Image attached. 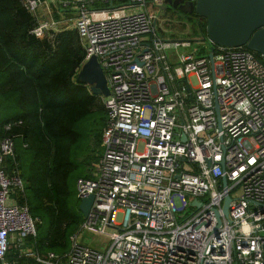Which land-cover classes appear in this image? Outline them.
Wrapping results in <instances>:
<instances>
[{"label":"built area","instance_id":"1","mask_svg":"<svg viewBox=\"0 0 264 264\" xmlns=\"http://www.w3.org/2000/svg\"><path fill=\"white\" fill-rule=\"evenodd\" d=\"M163 4L23 0L31 33L75 29L81 65L96 57L107 116L102 153L76 180L78 199L93 202L61 255L27 247L38 219L18 201L15 144L0 136V264L12 248L35 264H264V56L215 45L210 61L187 39L161 37Z\"/></svg>","mask_w":264,"mask_h":264},{"label":"trees","instance_id":"2","mask_svg":"<svg viewBox=\"0 0 264 264\" xmlns=\"http://www.w3.org/2000/svg\"><path fill=\"white\" fill-rule=\"evenodd\" d=\"M193 22L205 32L203 17L195 15ZM36 23L23 0H0V136L13 139L16 168L26 181L18 201L38 219L36 235L27 244L44 254L66 244L83 221L77 191L68 184L71 148L79 136L75 126L90 113L106 110L100 97L76 80L84 59L77 31L38 37L31 33ZM97 136L100 143L101 132ZM19 253L10 249L6 263L35 264Z\"/></svg>","mask_w":264,"mask_h":264},{"label":"water","instance_id":"3","mask_svg":"<svg viewBox=\"0 0 264 264\" xmlns=\"http://www.w3.org/2000/svg\"><path fill=\"white\" fill-rule=\"evenodd\" d=\"M163 3L164 10L172 9L182 18L193 13L205 19V32H201V38L196 40L204 42L210 61L215 45L245 46L264 56V0H163ZM187 40L192 42L193 39ZM76 80L89 86L93 95L107 96L109 93L105 75L95 56L80 66ZM222 181L226 183L225 177ZM92 202L93 195L79 199L78 209L83 218L88 215ZM229 202L230 197L226 195L222 206L224 215L228 213ZM219 223L218 218L217 225Z\"/></svg>","mask_w":264,"mask_h":264},{"label":"rangeland","instance_id":"4","mask_svg":"<svg viewBox=\"0 0 264 264\" xmlns=\"http://www.w3.org/2000/svg\"><path fill=\"white\" fill-rule=\"evenodd\" d=\"M54 19L57 18L54 16ZM64 20L65 21L69 20V17L66 16ZM161 21H164V23L163 24L161 23V25L166 30V32H163L161 34L158 31L161 37L193 39L189 50L195 52L198 55L207 54V48L204 42L196 40V39H200L201 35L197 31H195L194 29L195 27L192 22L180 16L175 17L172 14L169 15L165 14L160 18V22ZM158 26L159 23H157V27ZM106 116H107L106 112H104L103 110H97L85 116L75 126V129L78 132L79 136L77 141L73 144L70 153V159L71 162L73 163V169L69 174L68 184L71 190L76 191V180L78 178L88 177L90 175L91 169L95 166L99 155H101L102 153L101 143L98 142L97 135L101 132L105 124ZM1 118L2 116H0V119ZM26 170H27V166L25 165L22 171L26 172ZM22 180L24 182V187H25L26 181L24 180V178H22ZM45 222L43 223L42 226L38 228L39 233L44 232L47 225L45 224ZM78 228H76L74 232L77 231ZM80 237H82L84 241L92 245H96V244L99 245V243H101L102 245L104 244V239L102 236H96L89 234L87 232H82ZM69 244L70 241L68 238V242H66V244L63 245L61 244L54 248V253L60 255L65 253L69 249ZM29 247H31L30 244Z\"/></svg>","mask_w":264,"mask_h":264},{"label":"flooded vegetation","instance_id":"5","mask_svg":"<svg viewBox=\"0 0 264 264\" xmlns=\"http://www.w3.org/2000/svg\"><path fill=\"white\" fill-rule=\"evenodd\" d=\"M165 10H166L167 12L171 13V14L176 15V17L178 16V14H177L174 10H172V9H165ZM194 18H195V15H194L193 13H191V14H189V15H186V17H185L184 19H187V20H189L190 22H193Z\"/></svg>","mask_w":264,"mask_h":264},{"label":"crops","instance_id":"6","mask_svg":"<svg viewBox=\"0 0 264 264\" xmlns=\"http://www.w3.org/2000/svg\"><path fill=\"white\" fill-rule=\"evenodd\" d=\"M169 14H171V13H166V15H169ZM193 23V25H194V29H195V31H197L199 34H201V30H200V28L198 27V25L195 23V22H192ZM27 245V247H29V245L28 244H26Z\"/></svg>","mask_w":264,"mask_h":264}]
</instances>
